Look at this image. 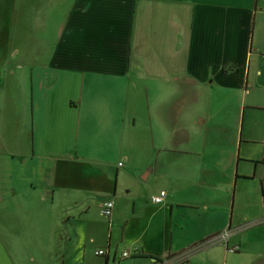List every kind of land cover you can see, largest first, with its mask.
<instances>
[{"label": "crops", "instance_id": "crops-1", "mask_svg": "<svg viewBox=\"0 0 264 264\" xmlns=\"http://www.w3.org/2000/svg\"><path fill=\"white\" fill-rule=\"evenodd\" d=\"M258 111L264 0H0V264H264Z\"/></svg>", "mask_w": 264, "mask_h": 264}, {"label": "built area", "instance_id": "built-area-1", "mask_svg": "<svg viewBox=\"0 0 264 264\" xmlns=\"http://www.w3.org/2000/svg\"><path fill=\"white\" fill-rule=\"evenodd\" d=\"M167 196L166 190H161L158 194H155L151 197L152 201L159 205L162 204ZM114 209V201L113 200H104L101 202V211L103 215L110 217L113 214ZM231 229H226L222 233L218 234L216 237L212 239V241H219L226 245L227 249L231 252H237L240 248V245H230L229 240L232 236ZM106 253L105 249H99L96 251L97 255H104ZM132 253L129 250H125L122 253V257H130ZM190 252H183L175 255H169L166 258L158 261L156 264H190L188 261Z\"/></svg>", "mask_w": 264, "mask_h": 264}, {"label": "rangeland", "instance_id": "rangeland-1", "mask_svg": "<svg viewBox=\"0 0 264 264\" xmlns=\"http://www.w3.org/2000/svg\"><path fill=\"white\" fill-rule=\"evenodd\" d=\"M263 113H264V111H258V112H257V114H258V115H262V117H263ZM262 122H263V121H262ZM261 134H264V130L261 131ZM253 150H254V152H255L256 148H255V149L253 148ZM120 156H122V155H120ZM120 156H119V155H116V157H115L116 161H117V162L121 161V163H125L126 160H124L123 157H120ZM151 180H152V178L149 179V181H151ZM95 211H96V210L93 209V210L90 212V214L92 215V218H93L95 221H98V223H101V224L103 225L102 227L99 228V231H98V233H99V237L102 236V235L107 236L108 231L104 230V227L107 228V226H106V224H105V220H104V218H102V217L99 216V215H96V214L93 215V213H94ZM67 227H68V229H70V224H67ZM68 232H69L70 235L72 234L70 231H68ZM118 239H119V235H118V233L115 231V233L113 234V242L115 243ZM83 242H84V241H83ZM114 243H113V244H114ZM121 244H124V243L120 242V245H121ZM90 245H91V244L87 245L86 252H85V250H83V251L85 252L87 258L94 259V261H97L96 258H95V257L92 255V253H91L92 246H90ZM125 246H126V245H125ZM81 252H82V250H80L79 248L76 249V246H73L72 248L69 249V252H68V256H69V257H71L72 254H73L74 256H76V255L78 256V260H77L76 258L73 259V261H74L73 263H74V264L76 263V261H79V256H80V253H81ZM234 253H235V252H232V254H234ZM219 259H220V255L217 254L216 260H215V262H213V264H222V262H223V258L221 257V259H220V260H219ZM219 262H221V263H219Z\"/></svg>", "mask_w": 264, "mask_h": 264}, {"label": "trees", "instance_id": "trees-1", "mask_svg": "<svg viewBox=\"0 0 264 264\" xmlns=\"http://www.w3.org/2000/svg\"><path fill=\"white\" fill-rule=\"evenodd\" d=\"M145 256H147V255H145ZM158 260H161V259H158Z\"/></svg>", "mask_w": 264, "mask_h": 264}]
</instances>
